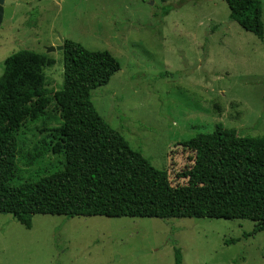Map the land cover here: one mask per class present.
<instances>
[{
	"label": "rangeland",
	"instance_id": "obj_1",
	"mask_svg": "<svg viewBox=\"0 0 264 264\" xmlns=\"http://www.w3.org/2000/svg\"><path fill=\"white\" fill-rule=\"evenodd\" d=\"M60 39L118 60L120 69L92 91V102L131 148L171 177L183 164L176 154L169 166L176 144L218 123L264 135V36L231 21L224 0H14L0 22V74L20 49L46 53L55 59L44 69L48 87L59 89L62 53L47 49ZM60 125L54 102L26 121L17 134L15 182L61 168L63 156L51 151L27 164ZM253 224L35 214L27 228L0 213V264H174V247L182 264H264V231L247 235Z\"/></svg>",
	"mask_w": 264,
	"mask_h": 264
},
{
	"label": "trees",
	"instance_id": "obj_2",
	"mask_svg": "<svg viewBox=\"0 0 264 264\" xmlns=\"http://www.w3.org/2000/svg\"><path fill=\"white\" fill-rule=\"evenodd\" d=\"M229 19L264 36L260 0H224ZM63 81L48 87L44 72L55 64L46 53L20 49L3 61L0 74V213L31 227L35 214L106 217L248 219L247 235L264 231V135H241L218 123L211 132L179 142L183 159L173 176L154 167L140 150L97 112L92 91L120 69L107 50L62 41ZM54 102L61 125L27 164L47 151L62 155L60 169L15 182L17 134L26 121ZM55 142H53V140ZM230 240L229 242H232ZM174 264H182L174 247Z\"/></svg>",
	"mask_w": 264,
	"mask_h": 264
},
{
	"label": "water",
	"instance_id": "obj_3",
	"mask_svg": "<svg viewBox=\"0 0 264 264\" xmlns=\"http://www.w3.org/2000/svg\"><path fill=\"white\" fill-rule=\"evenodd\" d=\"M14 0H0V22H1V19L3 17V5L4 4H9L11 2H13ZM60 41L62 42L63 40L60 39ZM62 49V44H59L57 46H51V47H48L47 51H56V50H61Z\"/></svg>",
	"mask_w": 264,
	"mask_h": 264
},
{
	"label": "flooded vegetation",
	"instance_id": "obj_4",
	"mask_svg": "<svg viewBox=\"0 0 264 264\" xmlns=\"http://www.w3.org/2000/svg\"><path fill=\"white\" fill-rule=\"evenodd\" d=\"M12 3H14V1L13 2H11V3H9V4H12ZM8 4H4L3 5V12H4V9H5V6H7ZM60 44H62V42H60Z\"/></svg>",
	"mask_w": 264,
	"mask_h": 264
}]
</instances>
